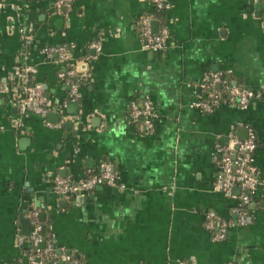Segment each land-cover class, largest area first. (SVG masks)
Masks as SVG:
<instances>
[{
	"label": "crops",
	"instance_id": "0c3cea01",
	"mask_svg": "<svg viewBox=\"0 0 264 264\" xmlns=\"http://www.w3.org/2000/svg\"><path fill=\"white\" fill-rule=\"evenodd\" d=\"M56 1L5 0L0 9V264H30L31 246L19 240L30 235L32 209L57 253L81 264H264V0H168L154 19L167 33L161 53L140 41L151 0H73L64 16ZM60 46L79 66L75 102L61 66L46 57ZM17 73L56 109L48 117H20L8 83ZM213 74L230 76L254 101L244 110L192 109ZM144 99L155 113L149 135L126 119L130 103ZM249 133L260 185L240 228L238 201L216 188L212 158L229 135ZM104 163L123 188L54 195V178L76 182ZM206 213L231 224L223 242L212 241Z\"/></svg>",
	"mask_w": 264,
	"mask_h": 264
},
{
	"label": "built area",
	"instance_id": "2783aa9c",
	"mask_svg": "<svg viewBox=\"0 0 264 264\" xmlns=\"http://www.w3.org/2000/svg\"><path fill=\"white\" fill-rule=\"evenodd\" d=\"M73 0H57L54 7V13L58 16H64L71 11ZM256 3L257 0H246ZM6 4L5 0H0V9ZM153 11H165L168 8V0H151ZM154 21L152 14L146 15L140 19L139 35L142 47L145 51L151 53H161L166 48L167 33L161 31L153 34L151 23ZM24 36V47L29 42V37L21 29ZM92 49L99 52L98 44L92 45ZM24 54V49L23 53ZM46 57L54 60L61 66L62 71L58 74L59 81L67 90L70 102H75L80 97V87L82 79L79 77V66L73 64L69 57V51L65 46L50 48L46 51ZM24 74L29 72L27 68L21 70ZM20 73L9 78L10 92L13 93V101L21 118L38 116L44 118L56 109L48 104L42 94L41 88L37 85H30L26 77ZM225 82L221 80V74H213L202 81L200 85L202 95L191 103V108L203 113H212L215 108L221 105L235 107L239 110L247 109L254 101L256 95L249 89L235 85L224 86ZM225 87V99L222 95L215 92L217 87ZM6 90L0 85V92ZM209 92V93H208ZM208 98V99H207ZM129 117L132 123L142 122L141 126L145 134H151L154 128L155 113L151 104L144 99L140 106L136 103H130ZM256 140L254 135L248 134L247 138L240 141L235 134L228 137L226 144H216L213 150V162L217 168L216 188H218L228 199H237L238 208L234 210L236 225L240 228L245 227L248 219V212L242 211L241 206L250 205L252 199L260 185L259 178L254 167V153L256 151ZM54 195L63 198L68 195L87 194L97 187L107 186L112 188H123L118 185L117 176L113 167L109 163L100 166L97 173L88 175L79 181H72L70 178H54L52 181ZM240 191L239 196L235 198L233 190ZM173 188L171 189V192ZM26 220L30 224L31 232L28 238L19 243L26 242L36 252L30 257V264H45V260H50L51 264H79L71 255H61L59 259L54 257V245L51 239L44 240L41 232V215L37 209L27 212ZM205 228L210 233L214 242H223L227 236L231 224L222 221L213 213H206ZM40 245H44L42 250ZM42 251V252H41ZM176 264H193L192 261H178Z\"/></svg>",
	"mask_w": 264,
	"mask_h": 264
},
{
	"label": "trees",
	"instance_id": "16d2710c",
	"mask_svg": "<svg viewBox=\"0 0 264 264\" xmlns=\"http://www.w3.org/2000/svg\"><path fill=\"white\" fill-rule=\"evenodd\" d=\"M159 13H160V11H153L151 14H152V16H153L154 19H157L158 16H159ZM221 80L226 83V85H224V86H227V85L228 86L235 85V86H238V87H242L240 85L234 84L233 79L230 76H227V75L222 74L221 75ZM30 85H34V84L33 83H30ZM224 86L217 87L216 88V91H215V92L219 93L220 95H222V99H225L226 98L225 97V87ZM142 101H136L134 103H136L137 106H140V104H141ZM126 119H127V121H128L129 124H131L133 126H136V127H139V128H142V126H141L142 122L141 121H139L137 123H132V121H131V119L129 117V109L127 111ZM249 209H250V205H243V206H241V210L242 211L249 212ZM40 224H41V232H40V235L42 236V238L44 240L51 239V234H50V231H49L48 224L45 222L44 219H41L40 220ZM35 252L36 251L31 247V256H34L35 255ZM68 255H71V254H68ZM60 256L61 255L58 254L57 251H56V249L54 248V257H55V259H59ZM71 257H73L75 260H77L79 262V264H81L80 261L77 258H75L73 255H71ZM44 263L45 264H51L50 260H45Z\"/></svg>",
	"mask_w": 264,
	"mask_h": 264
},
{
	"label": "water",
	"instance_id": "95a60500",
	"mask_svg": "<svg viewBox=\"0 0 264 264\" xmlns=\"http://www.w3.org/2000/svg\"><path fill=\"white\" fill-rule=\"evenodd\" d=\"M256 3L259 5L260 3V0H257ZM255 3V4H256ZM151 31L153 34H157L158 33V25H157V22L153 21L151 23ZM74 108V107H73ZM50 115V114H49ZM49 115H47L46 117H48ZM41 219H43V216H41ZM44 248V245H40L39 246V249L42 250Z\"/></svg>",
	"mask_w": 264,
	"mask_h": 264
}]
</instances>
